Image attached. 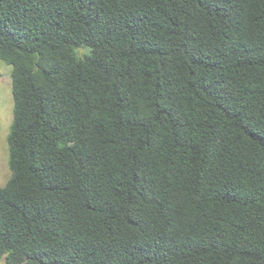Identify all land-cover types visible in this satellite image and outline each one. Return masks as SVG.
Masks as SVG:
<instances>
[{
	"label": "trees",
	"instance_id": "1",
	"mask_svg": "<svg viewBox=\"0 0 264 264\" xmlns=\"http://www.w3.org/2000/svg\"><path fill=\"white\" fill-rule=\"evenodd\" d=\"M0 59L5 264H264V0H0Z\"/></svg>",
	"mask_w": 264,
	"mask_h": 264
},
{
	"label": "rangeland",
	"instance_id": "2",
	"mask_svg": "<svg viewBox=\"0 0 264 264\" xmlns=\"http://www.w3.org/2000/svg\"><path fill=\"white\" fill-rule=\"evenodd\" d=\"M79 55L89 52V48H78ZM12 65L0 59V186H4L12 176L9 164L8 136L14 117V96L12 92ZM0 264H5L0 259Z\"/></svg>",
	"mask_w": 264,
	"mask_h": 264
}]
</instances>
